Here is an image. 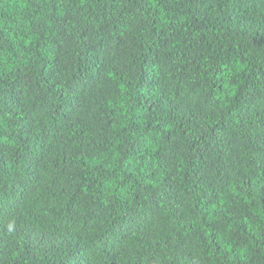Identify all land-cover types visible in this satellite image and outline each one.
<instances>
[{
  "label": "trees",
  "instance_id": "1",
  "mask_svg": "<svg viewBox=\"0 0 264 264\" xmlns=\"http://www.w3.org/2000/svg\"><path fill=\"white\" fill-rule=\"evenodd\" d=\"M0 264H264V0H0Z\"/></svg>",
  "mask_w": 264,
  "mask_h": 264
},
{
  "label": "clouds",
  "instance_id": "2",
  "mask_svg": "<svg viewBox=\"0 0 264 264\" xmlns=\"http://www.w3.org/2000/svg\"><path fill=\"white\" fill-rule=\"evenodd\" d=\"M249 12H251V11H248L246 14H248Z\"/></svg>",
  "mask_w": 264,
  "mask_h": 264
}]
</instances>
